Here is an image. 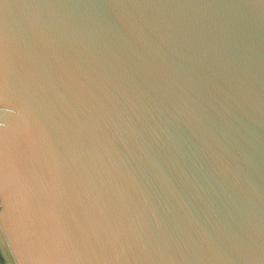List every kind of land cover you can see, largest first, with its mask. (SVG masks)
Wrapping results in <instances>:
<instances>
[{
  "label": "water",
  "instance_id": "obj_1",
  "mask_svg": "<svg viewBox=\"0 0 264 264\" xmlns=\"http://www.w3.org/2000/svg\"><path fill=\"white\" fill-rule=\"evenodd\" d=\"M0 264H264V0H0Z\"/></svg>",
  "mask_w": 264,
  "mask_h": 264
}]
</instances>
